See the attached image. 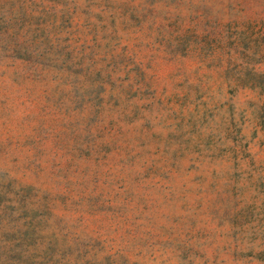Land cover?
Instances as JSON below:
<instances>
[{
	"label": "rangeland",
	"instance_id": "obj_1",
	"mask_svg": "<svg viewBox=\"0 0 264 264\" xmlns=\"http://www.w3.org/2000/svg\"><path fill=\"white\" fill-rule=\"evenodd\" d=\"M0 264H264V0H0Z\"/></svg>",
	"mask_w": 264,
	"mask_h": 264
}]
</instances>
